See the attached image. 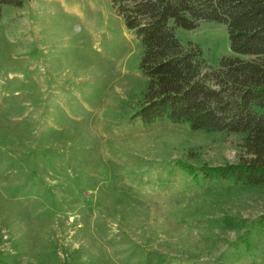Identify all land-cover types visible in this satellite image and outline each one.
Here are the masks:
<instances>
[{"label": "rangeland", "instance_id": "374dc122", "mask_svg": "<svg viewBox=\"0 0 264 264\" xmlns=\"http://www.w3.org/2000/svg\"><path fill=\"white\" fill-rule=\"evenodd\" d=\"M177 35L232 55L222 24ZM142 55L112 0L2 7L0 264H264V188L202 177L244 136L144 123Z\"/></svg>", "mask_w": 264, "mask_h": 264}, {"label": "trees", "instance_id": "16d2710c", "mask_svg": "<svg viewBox=\"0 0 264 264\" xmlns=\"http://www.w3.org/2000/svg\"><path fill=\"white\" fill-rule=\"evenodd\" d=\"M4 5L21 7L23 0H0V20ZM112 7L143 47L140 69L148 81L141 120L243 135L250 159L205 168L202 177L264 188V0H112ZM206 21L228 34L232 55L216 68L197 44L177 35Z\"/></svg>", "mask_w": 264, "mask_h": 264}]
</instances>
